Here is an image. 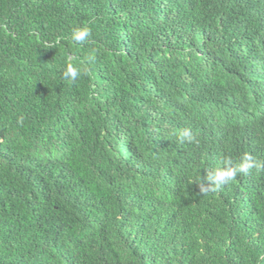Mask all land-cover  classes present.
<instances>
[{
  "label": "trees",
  "instance_id": "16d2710c",
  "mask_svg": "<svg viewBox=\"0 0 264 264\" xmlns=\"http://www.w3.org/2000/svg\"><path fill=\"white\" fill-rule=\"evenodd\" d=\"M245 153L264 0H0V264H264V168L206 178Z\"/></svg>",
  "mask_w": 264,
  "mask_h": 264
},
{
  "label": "clouds",
  "instance_id": "9594fccd",
  "mask_svg": "<svg viewBox=\"0 0 264 264\" xmlns=\"http://www.w3.org/2000/svg\"><path fill=\"white\" fill-rule=\"evenodd\" d=\"M91 35V30L87 26L74 28L71 38L77 43H85ZM87 69H84L86 72ZM81 70L72 63H68L63 71V76L69 81H76L81 76ZM179 143H199L191 128L185 127L174 132ZM226 167H218L207 173V180L215 189L221 188L227 181L234 180L238 174H248L252 169L264 168V161L254 159L250 154L245 153L238 162L231 159L225 161ZM206 191V188H201Z\"/></svg>",
  "mask_w": 264,
  "mask_h": 264
}]
</instances>
